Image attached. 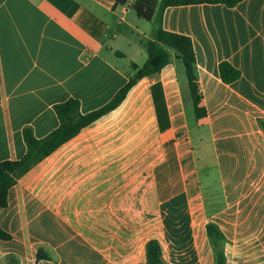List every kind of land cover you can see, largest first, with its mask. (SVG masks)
Here are the masks:
<instances>
[{
  "label": "crops",
  "instance_id": "1",
  "mask_svg": "<svg viewBox=\"0 0 264 264\" xmlns=\"http://www.w3.org/2000/svg\"><path fill=\"white\" fill-rule=\"evenodd\" d=\"M145 22L115 0H0V163L27 154L26 128L60 126L56 105H107L148 60ZM163 28L192 39L207 117L168 49L161 72L12 187L0 264H148L152 240L164 264H216L208 225L225 264H264V0L170 7Z\"/></svg>",
  "mask_w": 264,
  "mask_h": 264
},
{
  "label": "trees",
  "instance_id": "2",
  "mask_svg": "<svg viewBox=\"0 0 264 264\" xmlns=\"http://www.w3.org/2000/svg\"><path fill=\"white\" fill-rule=\"evenodd\" d=\"M115 1L122 6H131L139 18L155 23V39L148 42L147 62L143 66L135 63L131 65L134 74L130 77L128 83L104 107L83 115L80 111V102L71 99L55 106L60 126L46 138L37 139L33 130L26 128L24 139L28 147L27 154L21 160L0 163V207L8 205L9 191L23 175L61 145L76 137L82 129L116 109L140 79L161 72L169 64L168 49L176 52L178 59L182 61L185 67L197 120L207 117L192 39L188 36L166 31L163 28V14L170 7L201 4H223L227 7H235L244 0H135L132 4H130V0ZM220 76L224 83L232 84L240 78L241 73L229 62L224 61L220 64ZM261 125L264 128V121L261 122ZM207 229L212 243L217 248L216 264H225L224 252L218 249L219 243L224 239L222 233L214 225H208ZM0 239L9 240L11 236L0 229ZM147 256L148 264H164L161 246L157 240L148 243Z\"/></svg>",
  "mask_w": 264,
  "mask_h": 264
},
{
  "label": "rangeland",
  "instance_id": "3",
  "mask_svg": "<svg viewBox=\"0 0 264 264\" xmlns=\"http://www.w3.org/2000/svg\"><path fill=\"white\" fill-rule=\"evenodd\" d=\"M145 23H149V22H145ZM150 24V27H152V25H154V23H149Z\"/></svg>",
  "mask_w": 264,
  "mask_h": 264
}]
</instances>
